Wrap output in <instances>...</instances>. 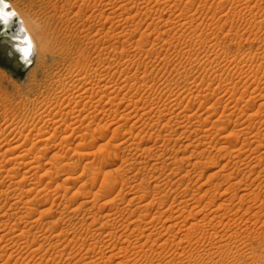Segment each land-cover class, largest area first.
Returning a JSON list of instances; mask_svg holds the SVG:
<instances>
[{
    "label": "rangeland",
    "instance_id": "1",
    "mask_svg": "<svg viewBox=\"0 0 264 264\" xmlns=\"http://www.w3.org/2000/svg\"><path fill=\"white\" fill-rule=\"evenodd\" d=\"M9 1L14 8L37 18L44 39L41 36L43 49L40 50V44L37 45L32 37L36 53L32 64L23 70L16 54L11 57L5 54L8 39L0 37V168L7 171L12 167L9 170L17 171L18 176L15 173L12 180L21 179L20 186L25 189L11 191L13 200L11 197L7 201L4 194H0V201L8 206L16 201L15 198L23 201L19 202L22 208L17 211L11 209L9 212V207L5 206L4 210L9 214L0 216V236L5 234L2 222L10 225L21 219L26 221L30 219L24 217L27 210L33 219H39L42 214L41 222L56 220L66 202L69 207L79 206L86 201L91 190L97 194L100 203L116 201L125 218L131 212L136 216L150 212L148 219L156 217L163 226L162 232L154 234L153 239L163 234L162 239H170L173 245L181 238L178 235L173 239L174 228L170 227L175 220H183L177 219V211H185L188 216L190 210L196 213L201 209L203 212V207L208 205L211 217L219 208L218 213L224 212L222 215H226L214 222L208 221L209 224L206 221L205 229H196L199 237L204 238H200V242L197 241L199 237L195 239L194 232L190 240L186 238L184 241L183 238L185 243L182 241L180 247H173L168 242L166 248L161 249L163 251L150 254L141 252L140 255L132 249L123 250L119 253L124 259L120 264H125L124 261L127 264H264V156L260 161L250 163L247 157L256 155L257 151L253 148L257 145V139H251L254 145L250 147L247 137L240 133L239 145L244 146L240 155L246 158V162L237 164L236 153L226 151L228 145L221 137L234 130L232 128L239 132L244 123L251 120L256 123L260 139L264 135V105L260 106L264 104V0ZM99 22L104 24L100 30ZM132 76L142 77L139 82L136 81L135 88H131L132 83L135 84V77ZM162 109L172 111V114L165 112L166 116L160 115L159 110ZM146 111H150L151 115L148 116ZM180 114L188 117L189 120L184 119V123L180 120L183 126H189L186 128L188 130H174L178 126H174V131L172 128H168V131L161 128L159 122L174 125ZM192 114H195L193 119ZM148 122H158V126L149 129L146 125ZM55 127L58 130L54 133ZM225 127H228L227 131L222 129L221 135L216 137L217 131ZM161 131L166 135V140L155 143ZM47 136L48 140H41ZM143 137L149 139V144L145 146L150 148L148 153L155 155L150 161L147 159L149 154L143 156L141 150L136 154L137 151L131 147L126 148L131 144L138 145ZM228 137L233 139L234 134ZM245 138L246 143L242 142ZM13 145L22 147L19 148L22 152L16 150L17 155H25L23 151L26 149L24 152L28 150L29 153L26 160L33 157L35 164H41L37 175L25 173L31 159L26 161L23 157L16 160L22 161L25 166L22 162L9 159L12 153L3 157V152L15 148ZM258 150L262 152L264 147ZM87 160H92L91 166L98 172L93 181V171L83 166ZM103 162H112V165L101 168ZM177 166H181L183 171L168 179L169 183L164 180L159 182L160 187L157 188L161 189L158 190L154 186L158 180L153 177L169 173ZM106 170L110 172L106 173ZM1 173L5 174L4 171ZM20 175L25 178L22 180ZM181 176L182 180L176 181ZM110 177L117 182V188L105 198L100 196V187ZM236 180L242 183L235 184ZM121 181L128 186L125 190L130 189L129 184L135 189L133 196L137 195L135 203L139 204H129L133 196L125 192L122 193L123 198L117 195ZM84 182L88 184L82 187ZM28 187L30 190H26ZM57 196L58 199H55ZM25 200L31 202L26 203ZM147 202L151 208H143ZM157 203L164 205L162 210ZM173 204L178 205L173 208ZM240 205L241 208L238 207ZM105 208L102 207L99 212L96 208L97 214L91 215L87 222L97 221L98 226L105 221ZM64 211L65 222L57 219L52 221L53 225L50 224L51 228L46 234L50 238L53 232L70 223L73 211ZM172 213L173 221L164 222V218ZM197 218L199 216L190 217L180 226L183 225L185 229L191 223H196ZM214 224H217V229ZM115 225L111 226L115 228ZM78 229V233L76 231L68 238L87 234L86 227ZM93 229L94 226L91 233ZM170 234L172 237L167 238ZM97 235V238H103L101 234ZM65 236L64 239L67 238ZM134 238H138L137 235L131 239L126 236L127 240L125 237L116 239L115 253L136 240ZM5 243H0V264H21L24 260V263L29 260L28 264H85V261H89L88 256L99 257L90 253L88 247L82 248L80 245L70 244L65 249L68 242L58 246V250L64 248L61 254L45 249L41 252L43 255L35 256V253L29 254L30 250L21 249L13 242ZM9 246L13 247L11 251H16L13 257L15 263L13 260L7 262L11 253L7 249ZM81 257L85 261H81ZM118 262L117 258H113L108 264Z\"/></svg>",
    "mask_w": 264,
    "mask_h": 264
},
{
    "label": "bare ground",
    "instance_id": "2",
    "mask_svg": "<svg viewBox=\"0 0 264 264\" xmlns=\"http://www.w3.org/2000/svg\"><path fill=\"white\" fill-rule=\"evenodd\" d=\"M130 1V0H129ZM166 1V0H165ZM168 2V1H167ZM10 4H11V2H10ZM11 6L13 7V5L11 4ZM145 6V5H144ZM146 7H148V6H146ZM14 8V7H13ZM16 8V9H15ZM14 9L15 10H17V12H19L18 14L20 15V17H21V19H22V21H23V25H24V27H25V29H26V31H27V34H28V37H29V39H30V42H31V44H32V46H33V53H32V55H31V62L33 61V56H34V54L36 53V49H35V45H34V43H33V41H32V39L34 38L35 39V41H36V43H37V45L38 44H40L39 46V49L41 50V49H43V47L41 48V38L43 37V35H42V31H41V29L39 28V23H38V20H37V18H35V17H30V15L28 16L27 14H24V12L23 11H21L20 9H18L17 7H15ZM143 8V7H142ZM144 9V8H143ZM147 9V8H146ZM149 9V8H148ZM151 9H152V6H151ZM147 11H149V10H147ZM23 16V18H22V16ZM182 16H183V14H182ZM24 19V20H23ZM128 19V18H127ZM263 20V19H262ZM153 21V20H152ZM180 21V20H179ZM177 22V21H176ZM103 22H99V29L98 30H100L102 27H103ZM183 25V24H182ZM239 34V33H238ZM42 36V37H41ZM3 37H5V36H3ZM33 37V38H32ZM6 39H8L7 37H5ZM43 39H44V37H43ZM262 39V38H261ZM8 41H9V39H8ZM32 64V63H31ZM135 76H137V75H135ZM135 76H132V77H135ZM129 75H128V79L127 80H129ZM142 78V77H141ZM140 77H135L134 78V83L135 84H133L132 83V86H131V88H135V87H137V85H136V81H140V79H141ZM132 79V78H131ZM137 82V83H138ZM142 84V83H141ZM72 86V85H71ZM142 86V85H141ZM62 87V86H61ZM79 87V86H78ZM111 88H112V86H111ZM118 88V87H117ZM78 90V89H77ZM132 90V89H131ZM258 95V94H257ZM263 95V94H262ZM256 99L258 98V96H256L255 97ZM262 103V102H261ZM232 105V104H231ZM262 105H264V104H261L260 106H262ZM213 106V105H212ZM211 107V106H210ZM175 108V107H174ZM186 108V107H185ZM143 109V108H142ZM173 109V108H172ZM184 109V108H183ZM210 109V108H209ZM242 109V108H241ZM145 110H148V109H145ZM167 110V109H166ZM164 111V109H162V110H159L160 111V115L162 114V115H164V114H168L169 115V113L168 112H170V114H172V111ZM185 111V110H184ZM233 111V110H232ZM242 111V110H241ZM166 112V113H165ZM180 112V111H179ZM212 112V111H211ZM255 112V111H254ZM145 113H147V115L149 116V115H151L150 113V111L149 112H145ZM156 113V112H155ZM154 113V114H155ZM213 113V112H212ZM260 113V112H259ZM144 114V113H143ZM158 114V115H159ZM179 114V113H178ZM184 114V113H183ZM153 115V114H152ZM195 115V114H194ZM193 114H192V119L194 118L193 116H194ZM253 115V114H252ZM164 116H166V115H164ZM176 116V115H175ZM174 116V117H175ZM197 116V115H196ZM195 116V117H196ZM235 116V115H234ZM238 116V115H237ZM160 117V116H159ZM172 118H173V116H171ZM185 115H183V116H181V114H180V116L179 115H177V118H178V120H176V123L173 125V124H171V123H164V122H159V124L161 125V128H166V131H168V128H170V130H171V128H172V130H173V128H174V126L176 127V126H178L177 128H174V130H176V129H182V130H184V129H186V128H188L189 126L188 125H186V124H184L185 126H183V123H184V119H188V117H185ZM190 117V116H189ZM197 117H199V116H197ZM170 118V117H169ZM171 118V119H172ZM160 119V118H159ZM230 119V118H229ZM169 120V119H168ZM180 120H182L183 121V123H182V121H180ZM189 120V119H188ZM160 121V120H159ZM196 121V120H195ZM240 121V120H239ZM255 121V120H254ZM138 122V121H137ZM190 122V121H189ZM193 122V121H192ZM191 122V123H192ZM237 122V121H236ZM260 122V121H259ZM145 123V122H144ZM190 123V124H191ZM264 123V122H263ZM169 124H171V125H169ZM193 124V123H192ZM135 125V124H134ZM146 125H148L149 126V129L150 128H154V126L155 125H157L158 126V122H155V123H149L148 122V124H146ZM197 125V124H196ZM200 125V124H199ZM218 125V124H217ZM229 125H230V123H229ZM219 126V125H218ZM217 126V127H218ZM237 126V125H236ZM258 126V125H257ZM8 127V126H7ZM6 127V128H7ZM145 127V126H144ZM256 127V123L254 122H252V120L251 121H246L245 123H244V127L243 128H241V130H239V132L235 129V128H232V129H234V130H232V131H229V133L228 134H225V135H223V136H221V137H224V142L226 141V143L225 144H227L228 145V149H226V151L228 150V152H233V153H236L235 154V158H238V160L236 161V163L237 164H240L241 162H246L245 160H246V158H244V157H242L241 155H240V153L242 152V149H244L243 147L244 146H240L239 145V138H240V133L241 134H243L244 136H246L247 137V140L249 141V143H248V145L250 146V147H252L254 144H252L253 142H254V140H252L251 141V139L252 138H255V139H257V145H256V147H254L253 149L254 150H256L257 152L255 153L256 155H253V154H250V155H248V159H250L249 160V162L250 161H252L253 162V160H258V161H260L261 159H262V157L264 156V150L262 151V152H260L258 149L259 148H261V147H264V135L261 137L262 139H260V135H259V132L257 131L258 129H256L255 128ZM58 127H55V128H53V130H54V133L58 130L57 129ZM202 128V127H201ZM228 127H225V128H221L220 130H221V132H219V131H217L218 133H217V135H216V137L217 136H219V135H221V133H222V129H224L223 131H225L226 129H227ZM199 129V128H198ZM162 130V129H161ZM173 130V131H174ZM186 130H188V129H186ZM196 130V129H195ZM200 130V129H199ZM216 130V129H215ZM47 131V130H46ZM49 131V130H48ZM63 131V130H62ZM177 131V130H176ZM190 131V130H189ZM193 131V130H192ZM198 131V130H197ZM196 131V132H197ZM227 131V130H226ZM225 131V132H226ZM13 132V131H12ZM64 132V131H63ZM185 132H187V131H185ZM199 132H201V131H199ZM202 132H204V131H202ZM201 132V133H202ZM234 134V138L233 139H231V138H229L228 136H229V134ZM254 133V134H253ZM40 134V133H39ZM208 134V133H207ZM216 134V133H215ZM55 135V134H54ZM251 135H253V136H251ZM41 136V135H40ZM43 136V135H42ZM45 136V135H44ZM158 136H159V138H156L155 140V143L156 142H160L161 141V143H162V141L164 142L165 140H166V138H165V134H163L162 133V131L158 134ZM198 136V135H197ZM212 136V135H211ZM213 136H214V134H213ZM153 137V136H152ZM151 137V138H152ZM185 137V136H184ZM210 137V136H209ZM215 137V136H214ZM215 137V138H216ZM68 138V137H67ZM49 139V137L47 136V137H43V138H41V140H48ZM183 139V138H182ZM218 139V138H217ZM219 139H221V138H219ZM143 140H145L144 139V137L142 138V141L141 142H143V144L142 143H140V141H139V143H137L138 145H135V144H131L130 146H126V148H130V149H132V150H134V151H137V152H135L136 154L138 153V150H141V153L140 154H149L148 153V149H150L149 147L147 148V147H145V146H147L146 144H149L148 143V141H149V139L148 140H145V141H143ZM39 141H40V139H39ZM200 141V140H199ZM256 141V140H255ZM126 142V141H125ZM242 142H245L246 143V138H245V140L244 141H242ZM4 143H5V141H4ZM3 143V144H4ZM134 143H135V141H134ZM184 143V142H183ZM209 143H210V141H209ZM208 143V144H209ZM245 143H244V145H245ZM164 144V143H163ZM194 144V143H193ZM242 144V143H241ZM8 145V144H7ZM20 145V144H19ZM19 145H13V146H15V148H13V149H11V148H8V149H11V150H7V151H5V152H3L4 154H3V157L5 158V155L7 154V153H12L13 155L11 156V158H9V159H13V160H19V159H21V158H23L24 157V159L26 160V156H28L29 155V153L26 151V152H24L23 151V153H25V155L24 154H19V155H17L18 153L16 152V150L17 149H19V148H22V147H20ZM121 145H123L122 143H121ZM129 145V144H128ZM189 145V144H188ZM201 145V144H200ZM8 146H10V145H8ZM23 146V145H22ZM165 146V145H164ZM209 146H210V144H209ZM247 146V145H246ZM245 146V147H246ZM25 147V146H24ZM196 147H197V145H196ZM248 147V146H247ZM7 148V147H6ZM117 148H118V146H117ZM119 148L122 150V147H120L119 146ZM116 149V148H115ZM129 149V150H130ZM198 149V148H197ZM253 149L251 148V151L253 152ZM20 150V149H19ZM151 150H153L152 148H151ZM151 150H149V151H151ZM249 150H250V148H249ZM114 151V150H113ZM158 151V150H157ZM168 151V150H167ZM166 151V152H167ZM169 151H171V150H169ZM193 151V150H192ZM209 151V150H208ZM18 152H22L21 150L20 151H18ZM163 152V151H162ZM202 152H204L203 150H202ZM217 152V151H216ZM113 153V152H112ZM164 153V152H163ZM218 153V152H217ZM232 153V154H233ZM243 153V152H242ZM139 154V155H140ZM151 154H153V153H150L149 154V156L147 157V159L150 161V160H152L153 158H154V156H152ZM168 154V153H167ZM216 154V153H215ZM214 154V155H215ZM0 155H1V153H0ZM91 155V154H90ZM134 155V154H133ZM143 155V156H144ZM159 156L161 155V154H158ZM157 155V156H158ZM163 155V154H162ZM212 155V154H211ZM56 156V155H55ZM58 156V155H57ZM2 157V160L4 159ZM88 157V156H87ZM97 157V156H96ZM163 157H165V156H163ZM29 159L28 160H26V161H29L30 159V161L28 162L29 164V166H27L26 164H24L22 161H16V162H22V164H24L25 166H27L28 167V169H27V172L25 171V173H29V172H32L34 175L36 174L37 175V172L39 171V170H41L40 168H41V164H40V166H38L37 164H35L36 163V161H35V158H33V157H28ZM135 158H137V156L135 157ZM157 159H160V158H158V157H156ZM155 158V159H156ZM23 159V160H24ZM93 159V158H92ZM166 159V158H165ZM168 159H170V158H168ZM184 159H186V158H184ZM145 160H146V158H145ZM148 160H146V161H148ZM215 160V159H214ZM35 161V162H34ZM139 161V160H138ZM142 161V160H141ZM230 161V160H229ZM1 162V161H0ZM13 162V161H12ZM182 162V161H181ZM240 162V163H239ZM143 163H145V161L143 162ZM150 163V162H149ZM153 163V162H152ZM251 163V162H250ZM91 164H92V160H87V162L83 165L87 170L89 169V171H93L92 172V176H91V181H93V179L96 177V173H98V172H96L95 170H93L94 168L91 166ZM140 164V163H139ZM157 164V163H156ZM21 165V164H20ZM112 165V162H103L102 163V165H101V168H106V167H108V166H111ZM224 165H226V164H224ZM197 166V165H196ZM236 166V165H235ZM238 166H240V165H238ZM18 167H19V165H18ZM144 167V166H143ZM204 167V166H203ZM84 168V169H85ZM173 168H175V167H173ZM237 167H235L234 169H236ZM1 169V168H0ZM9 169H12V167L11 168H8L7 169V171H6V169H1L0 170V194L1 193H3L4 194V196H5V198H6V200L8 201L12 196H10V192L11 191H18V189H19V191H23V187L22 186H20V181H21V179H18V180H16V181H14V180H12V179H14V178H12V176H16V174H17V176H18V172L16 171H14V170H9ZM112 169V168H111ZM110 169V170H111ZM172 169V168H171ZM199 169V168H198ZM233 169V170H234ZM110 170H106V173L107 172H110ZM222 170V169H221ZM238 170H239V168H238ZM1 171H4L5 172V174L3 175L2 173H1ZM128 171H129V169H128ZM181 171H183L182 170V167L181 166H177V168L176 169H173V170H170V171H168L169 173H162V174H160V175H158L157 177H153L155 180H158V183H156V185L154 184V186H156V188L157 187H160V186H158V185H160L159 184V182H161V181H163L164 180V182L165 183H169L168 182V179L170 180V179H172L173 177H175L176 175H179L180 173H181ZM241 171V170H240ZM251 171V170H250ZM111 172L113 173L114 171L113 170H111ZM249 172V171H248ZM16 173V174H15ZM24 173V174H25ZM112 173H108V174H112ZM187 173H189V171H187ZM238 173V172H237ZM236 173V174H237ZM259 173V172H258ZM139 174V173H138ZM190 174V173H189ZM219 174V173H218ZM234 174H235V172H234ZM234 174H231L232 176L234 175ZM107 175V174H106ZM230 175V176H231ZM21 176V175H20ZM24 176V175H23ZM26 176V175H25ZM114 176V175H113ZM112 176V177H113ZM184 176V175H183ZM226 176H227V174H226ZM35 177V176H34ZM71 177V176H70ZM106 177H109V176H106ZM112 177H110V179L108 180L107 179V181H105V182H103V186L102 187H100L101 189H100V192L102 193L100 196H104L105 198L110 194H112L113 192H114V190H116L115 188H117V182L112 178ZM150 177V176H149ZM21 178H22V176H21ZM25 177H23L22 178V180L24 179ZM26 178H27V176H26ZM246 178H248V177H246ZM245 178V179H246ZM151 179V178H150ZM162 179V180H161ZM242 179H244V178H241V180ZM117 180H119V179H117ZM144 180V179H143ZM179 180H182V176L181 177H178V179L176 180V181H179ZM238 180V179H237ZM236 180V181H237ZM9 181V183L8 184H5L6 182H8ZM245 181V180H244ZM264 181V180H263ZM122 182V181H121ZM164 182H163V184H164ZM22 183V182H21ZM90 183H92V182H90ZM89 183V184H90ZM240 183H242V181H237L235 184H240ZM263 183V182H262ZM87 184L88 183H86V182H84L83 184H82V187H85V186H87ZM162 184V183H161ZM90 185H93V183L92 184H90ZM89 185V186H90ZM121 185V188H120V191L117 193V195L118 196H122L123 194V192H125L126 194H129V195H131V196H133V195H135V189H133L132 187H131V185L129 184V186H130V189H127V190H125V188H128V186H126V183H124V182H122V184H120ZM255 185V184H254ZM258 185V184H257ZM126 186V187H125ZM215 186V185H214ZM232 186H236V185H232ZM1 187H3V189L1 188ZM93 187V186H92ZM95 187V186H94ZM138 187V186H137ZM153 187V186H152ZM162 187V186H161ZM247 187V186H246ZM29 188V187H28ZM135 188V187H134ZM144 188V187H143ZM163 188V187H162ZM235 188V187H234ZM50 189V188H49ZM147 189V188H146ZM158 190H160L161 188H157ZM229 189H231V188H229ZM25 190V189H24ZM26 190H30V188L29 189H26ZM163 190V189H162ZM228 190V189H227ZM246 190V189H245ZM16 191V192H17ZM137 191V190H136ZM142 191V190H141ZM144 191V190H143ZM149 191V190H148ZM229 191V190H228ZM30 192V191H29ZM42 192V191H41ZM147 192V191H146ZM21 193V192H20ZM142 193V192H141ZM184 193V192H183ZM88 196H87V199H86V201H84V202H82L79 206H73V207H69V205H68V202H66V204L64 205V209H63V211L64 210H68V212L70 211H73V213H72V215H70L71 217L69 218V220H70V223L68 224L67 223V225H66V227H63V228H61L59 231H57V232H53V233H50V234H53L52 236H51V238L48 236V235H46L47 234V232H48V229L49 228H51L50 227V224L51 225H53V223L54 222H52V221H54L55 219H53L52 221L51 220H49V221H47V222H41V217H42V214H41V216H40V218L38 219V218H36V219H33V217L31 218L30 217V211H28L27 210V213H25V218H30V219H26V221H24L23 219H21L20 221H15L14 223H12V224H10V225H8V223H6V222H2L1 223V225L2 226H5V228H4V230L3 231H5V234L4 235H2V236H0V243H4V242H13V243H15V244H17L18 246H20L21 247V249L23 248H26V249H28V250H30L28 253L30 254L31 252H33V253H35L33 256H35V255H43V254H41V252L43 251V250H45V249H48L49 251L51 250V252H52V250H56L55 252L57 253V252H59L60 254L61 253H63V247H62V250L60 249V250H58V246H62L63 245V243H64V245H66L65 243L66 242H68L67 243V245L65 246V249H66V247L69 245L70 246V244L72 245V244H75V245H80L82 248L84 247H88V250H90V253H92V254H96V256L97 255H99V257L97 256V258H94V255L93 256H88V259H89V261H85L84 260V258H82L81 257V261H85V264H108V263H110L111 261H112V259L113 258H117V260L119 261L118 262V264H120V261H121V259H123V258H121V255L119 254V253H121L123 250H130V249H132V250H135V253L137 252L138 253V255H140L139 253H141V252H144L145 254H150V253H152V252H157V251H159V250H161V249H165L166 248V246L168 245V242H170L169 240L170 239H166V240H163L162 239V235L163 234H160L159 235V237H157L156 239H153V236H154V234H158V233H161L162 231H161V229L163 228V226H161L162 225V222H161V220L159 221L158 219V221L155 219L156 217H154V219H148V215H150L149 213H146L145 212V214L143 213V214H140L139 216H136V215H134L135 213L134 212H131V213H129L130 214V216L129 215H127V217L125 218V217H123L122 216V213H121V210H122V208H119L118 207V205H117V203H116V201H113L112 203H110V201H104V202H102V203H100L98 200H97V198L99 199V197L97 196V194H95L94 192H91V190L90 191H88ZM140 194V193H139ZM180 194V193H179ZM247 194V193H246ZM250 194V193H249ZM39 195V194H38ZM44 195H47V193H45ZM49 195V194H48ZM51 195V194H50ZM99 195V194H98ZM117 195H115V196H117ZM178 195V194H177ZM176 195V196H177ZM244 195V194H243ZM14 196V195H13ZM59 196V195H58ZM58 196L57 197H55V199H58ZM137 196V195H136ZM136 196H133L132 197V199H130V203L129 204H131V205H133L132 203H135V201L137 200L136 198H138V197H136ZM148 196V195H147ZM146 196V197H147ZM195 196V195H194ZM16 197V196H15ZM18 197V196H17ZM43 197V196H42ZM42 197H40V198H42ZM179 197L180 196H178V199H179ZM182 197H183V194H182ZM193 197V196H192ZM19 198H21V197H19ZM113 198V197H112ZM122 198H123V196H122ZM190 198V197H189ZM12 200H13V197L11 198ZM38 199V198H37ZM42 199H44V198H42ZM46 199V198H45ZM55 199H53V203L52 204H54L55 202H54V200ZM114 199V198H113ZM140 199V198H139ZM138 199V200H139ZM182 199V198H181ZM191 199V198H190ZM15 202H13L12 201V203H10V205L8 206L6 203L5 204H2V202L0 201V212H1V214H0V216H7L8 214H9V212H10V210L11 209H16V211L17 210H20V208H22L21 206H20V204H19V202H21L22 200L21 199H16L15 198ZM144 200V199H143ZM176 200H177V198H176ZM26 201V203H29V202H31V201H28V200H25ZM45 201V200H44ZM150 200H148V202H149ZM153 201V200H152ZM178 201V200H177ZM181 201V200H180ZM183 201V200H182ZM23 202V201H22ZM38 202H40V201H38ZM128 202H129V200H128ZM148 202L145 204V206L143 207V208H147V207H149L148 206ZM155 202H157V201H155ZM198 203L200 202V201H197ZM196 202V203H197ZM262 202H263V200H262ZM100 203V204H99ZM115 203H116V205H115ZM140 202H138V203H135V204H139ZM149 203H151V202H149ZM161 203V202H160ZM160 203H157V204H159V207L158 208H161V210H162V207L164 206L163 204H160ZM163 203V202H162ZM178 203V202H177ZM194 203V202H193ZM242 203V202H241ZM254 203V202H253ZM24 204H25V202H24ZM180 204V203H179ZM181 204H182V202H181ZM8 206L9 208L7 209V210H9V212H7L6 213V211L4 210L5 209V206ZM56 205V204H55ZM155 204L153 203V206H154ZM176 205V204H175ZM174 204L172 205V207L173 206H175ZM178 205V204H177ZM176 205V206H177ZM195 205V204H194ZM205 205V204H204ZM255 205V204H254ZM51 206V205H50ZM150 206H152V205H150ZM152 206V207H153ZM220 207L222 206V205H219ZM218 206V207H219ZM25 207V206H24ZM104 208V207H106L105 209V214H104V216H105V221H103L102 223H100L98 226L96 225L97 224V221H92V222H87V220H88V218L89 217H92L91 215H96L97 214V211L99 212V209L101 210V208ZM138 207H139V205H138ZM181 207V206H180ZM180 207H178L179 209H180ZM233 207V206H232ZM238 207H242V205H240V206H238ZM263 207V206H262ZM27 208V207H26ZM96 208H98V210L97 211H95V209ZM149 208H151V207H149ZM173 208H175V207H173ZM195 208V207H194ZM204 208V209H203ZM202 209H203V212H201L202 210L201 209H199V212H196V213H193L191 210L189 211V215L188 216H186L185 214V211L183 212H180V211H177V212H179V215L178 216H176L177 217V219H182L183 218V220H179V221H176L175 220V224H173L172 226H170L171 228H174L173 229V231H172V234H173V237H172V234H170L171 236L170 237H167V238H173L174 239V237L176 238V236H178V235H180V237L181 238H178V239H180L177 243H176V245H173L171 242V244H172V246L174 247V246H176V247H180V244H182L184 241H186V238H189V237H191L192 238V236H194L193 234H194V232L196 233L195 234V236L197 237V238H195L196 240L198 239V237H199V235L197 234V232H196V229L198 230V229H205V223H207L208 221L209 222H214V220H216L217 218H219V217H224V216H226V215H222V214H220V213H218L219 211V209L218 210H216V213H214L213 215V217H211L212 216V214H211V211H210V213L208 212V209H209V206L208 205H206L205 207H203ZM223 208V207H222ZM221 208V209H222ZM228 208V207H227ZM231 207H229V209H230ZM30 209V208H29ZM51 209V208H50ZM54 209V208H53ZM139 209H140V207H139ZM170 209V211H171V208H169ZM168 209V210H169ZM183 209V208H182ZM205 209H207L206 211H204ZM224 209V208H223ZM231 209H233V208H231ZM237 209V208H236ZM26 210V209H25ZM56 210V209H55ZM146 209H144V211H145ZM150 210V209H149ZM173 210V209H172ZM174 210H176V209H174ZM178 210V209H177ZM192 210H193V208H192ZM225 211H227L226 209H224ZM15 211V210H14ZM15 211V212H16ZM47 211V210H46ZM63 211H60L59 212V214H60V216H58V217H56V220L55 221H57V219L58 220H64V216L62 215L64 212ZM151 211V210H150ZM197 211V210H196ZM213 211V210H212ZM214 211H215V209H214ZM213 211V212H214ZM221 211V210H220ZM4 212V213H3ZM19 212V211H18ZM44 212V211H43ZM63 212V213H62ZM79 212V213H78ZM168 212V211H167ZM161 213V212H160ZM175 213V212H174ZM174 213H172L171 214V216H169V217H166V219L164 218V222H167V221H173V215H174ZM200 213V214H199ZM226 213V212H225ZM71 214V213H70ZM126 214V213H125ZM164 214H162V216H163ZM229 214L227 213V216H228ZM231 215V214H230ZM193 216H195V217H197V216H199V218H197L198 220L196 221V223H191L189 226L186 224H184L185 226H188L187 228H185V226H184V228L185 229H183L182 228V226H180V223L181 222H185V220L187 221L188 220V218H190V217H193ZM232 216V215H231ZM10 217V216H9ZM23 217V216H22ZM94 217V216H93ZM134 217H136L135 219H134ZM233 217V216H232ZM237 217V216H236ZM24 218V219H25ZM160 218H162V217H160ZM159 218V219H160ZM175 218V217H174ZM228 218V217H227ZM230 218V217H229ZM1 219V218H0ZM134 219V220H133ZM231 219V218H230ZM22 220L24 221V222H22ZM66 220V219H65ZM65 220H64V222H65ZM163 220V219H162ZM218 220V219H217ZM225 220V219H224ZM233 220V219H232ZM235 220V219H234ZM3 221V220H2ZM52 223H51V222ZM207 221V222H206ZM1 222V221H0ZM59 222V221H58ZM163 222V223H164ZM202 224H201V223ZM209 222H208V224H209ZM145 223V224H144ZM220 223V222H219ZM218 223V224H219ZM235 223V222H234ZM58 224V223H57ZM66 224V223H65ZM116 224V225H115ZM183 224V223H182ZM208 224H206L207 226H208ZM213 224V223H212ZM221 224L222 223H220V226H221ZM111 225H115V228L114 227H112ZM164 225V224H163ZM93 226H94V229H93V231H92V233H91V228H93ZM211 226V225H210ZM215 226H217V224H214V227ZM82 228V227H84V229H85V227H86V229L85 230H87V231H85V233L87 232V234L86 235H75V236H71V238H68V236L71 234H73L74 232H76L77 230H79L78 228ZM170 227H169V229H170ZM218 228V226L216 227V229ZM224 228V227H223ZM222 228V229H223ZM249 228V227H248ZM34 230L33 232H31V230ZM169 229H167V230H169ZM228 229V228H227ZM81 230V229H80ZM206 230H208V229H206ZM214 230H215V228H214ZM51 231V230H50ZM53 231H56V230H53ZM129 231V232H128ZM169 231H171V229L169 230ZM216 231V230H215ZM19 232V233H18ZM31 232V233H30ZM212 232V231H211ZM29 233H30V235H29ZM77 233H78V231H77ZM90 233V234H89ZM136 233H138V234H136ZM200 233V232H199ZM207 233H208V231H207ZM11 234H13V235H11ZM82 234V233H81ZM97 234H101L102 236H103V238H97L96 237V235ZM165 234H167V231H166V233ZM169 234V233H168ZM206 234V231H204V237L206 236L205 235ZM210 234V233H209ZM238 234V233H237ZM67 236V238H65L64 239V236ZM134 235L136 236L137 235V237L138 238H134V239H136V240H134V241H131V242H129L128 243V245L125 247V248H121L122 250L120 251V252H117V253H115V241H116V239H120V238H123V237H125V239H126V236L129 238V239H131L132 237H134ZM201 235V234H200ZM208 235V234H207ZM215 235V234H214ZM239 235V234H238ZM48 236V237H47ZM65 236V237H66ZM98 236V235H97ZM102 236H100V237H102ZM179 237V236H178ZM213 237V236H212ZM13 238H16L17 240H15V239H13ZM43 238H45V239H43ZM142 238H144L145 239V241L144 242H142ZM183 238H184V241H183ZM204 239L202 236L201 237H199V239ZM206 238H208V236L206 237ZM210 238V237H209ZM215 238V237H214ZM41 239H43L44 241L42 242L41 241ZM201 239L200 240H197L198 242H200L201 241ZM221 239V238H220ZM127 240V239H126ZM189 240H190V238H189ZM124 241V240H123ZM171 241H172V239H171ZM183 241V242H182ZM195 241V240H194ZM118 242V241H117ZM172 242H174V241H172ZM191 242H193V241H191ZM196 242V241H195ZM204 242V241H203ZM5 243V244H6ZM12 243V244H13ZM125 243V242H124ZM169 243V244H170ZM185 243V242H184ZM188 244V243H187ZM191 244V243H190ZM195 244V243H194ZM14 245V244H13ZM193 245V244H192ZM197 245V244H196ZM206 245V244H205ZM227 245H229V244H227ZM235 245V244H234ZM238 245V244H237ZM170 246V245H169ZM190 246V245H189ZM201 246V245H200ZM215 246V245H214ZM184 247V246H183ZM191 247V246H190ZM221 247V246H220ZM219 247V248H220ZM118 248V247H117ZM218 248V249H219ZM8 250H12L13 249V247L11 246H9V248H7ZM26 249H25V252H26ZM240 249V248H239ZM47 250V251H48ZM87 250V251H88ZM184 250H186V249H184ZM192 250V249H191ZM207 250V249H206ZM227 250V249H226ZM161 251H163V250H161ZM160 251V252H161ZM183 251V250H182ZM7 252H9V251H7ZM54 252V251H53ZM66 252V251H65ZM185 252V251H184ZM221 252V251H220ZM16 253V251L15 250H13V251H11V253L9 254V258L7 259V262H9L10 260L12 261L13 260V257H14V254ZM134 253V252H133ZM143 253V254H144ZM192 253V252H191ZM208 253V252H207ZM217 253V252H216ZM223 253H224V251H223ZM18 254V253H17ZM20 254H22L23 255V253H22V251L20 252ZM25 254V253H24ZM46 254V253H45ZM203 254V253H202ZM206 254V253H205ZM3 255H5V254H3ZM101 255V256H100ZM131 255V254H130ZM137 255V254H136ZM210 255V254H209ZM18 256V255H17ZM17 256H15V257H17ZM29 256V255H28ZM70 256V255H69ZM141 256H143V255H141ZM159 256V255H158ZM193 256V255H192ZM205 256V255H204ZM228 256V255H227ZM83 257H85V256H83ZM124 257V256H123ZM150 257V256H149ZM191 257V256H190ZM18 258V257H17ZM26 258V257H25ZM24 258V259H25ZM56 258V257H55ZM134 258H135V256H134ZM193 258V257H192ZM40 259V258H39ZM43 259V258H42ZM41 259V260H42ZM141 259V258H140ZM195 259V258H194ZM51 260V259H50ZM124 260V259H123ZM122 260V261H123ZM126 260V259H125ZM127 260H128V258H127ZM195 260H197V259H195ZM194 260V261H195ZM206 260V259H205ZM14 261V260H13ZM38 262H40L39 260H37ZM150 261V260H149ZM152 261V260H151ZM154 261V260H153ZM6 262V263H7ZM24 262H25V260H24ZM21 263V264H28V262H30L29 260H28V262L27 263ZM36 262V261H35ZM197 262V261H196ZM14 263H15V261H14ZM55 263V262H54ZM83 263V262H82ZM123 263V262H122ZM124 263L125 264H127L125 261H124ZM3 264H4V262H3ZM15 264H18V262H16ZM151 264V263H150Z\"/></svg>",
    "mask_w": 264,
    "mask_h": 264
},
{
    "label": "water",
    "instance_id": "3",
    "mask_svg": "<svg viewBox=\"0 0 264 264\" xmlns=\"http://www.w3.org/2000/svg\"><path fill=\"white\" fill-rule=\"evenodd\" d=\"M3 36L9 39L8 42H5L7 46L5 54L9 57L16 54L17 59L22 63V69L27 68L31 64L33 46L20 15L11 6L9 0H0V37ZM29 44H31V48L28 55L25 56L23 50L28 48Z\"/></svg>",
    "mask_w": 264,
    "mask_h": 264
},
{
    "label": "clouds",
    "instance_id": "4",
    "mask_svg": "<svg viewBox=\"0 0 264 264\" xmlns=\"http://www.w3.org/2000/svg\"><path fill=\"white\" fill-rule=\"evenodd\" d=\"M5 22H7V21H5ZM30 48H31V44L28 45V48H26V49L23 50L24 51V54H25V52L28 53V51H29Z\"/></svg>",
    "mask_w": 264,
    "mask_h": 264
},
{
    "label": "snow or ice",
    "instance_id": "5",
    "mask_svg": "<svg viewBox=\"0 0 264 264\" xmlns=\"http://www.w3.org/2000/svg\"><path fill=\"white\" fill-rule=\"evenodd\" d=\"M28 55V53L27 52H25V56H27Z\"/></svg>",
    "mask_w": 264,
    "mask_h": 264
}]
</instances>
